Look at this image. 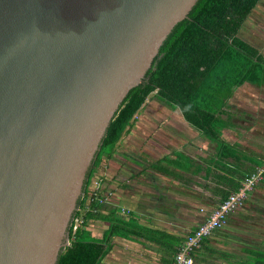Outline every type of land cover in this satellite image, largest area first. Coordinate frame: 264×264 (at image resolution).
<instances>
[{"label":"water","instance_id":"1","mask_svg":"<svg viewBox=\"0 0 264 264\" xmlns=\"http://www.w3.org/2000/svg\"><path fill=\"white\" fill-rule=\"evenodd\" d=\"M198 0H0V264H58L112 121Z\"/></svg>","mask_w":264,"mask_h":264},{"label":"trees","instance_id":"2","mask_svg":"<svg viewBox=\"0 0 264 264\" xmlns=\"http://www.w3.org/2000/svg\"><path fill=\"white\" fill-rule=\"evenodd\" d=\"M259 2L198 0L189 17L176 24L162 44L144 81L130 90L124 105L108 128L88 173L84 196L74 221L84 207L89 206V209L76 230L73 221L70 244L61 253L58 264H103L109 251L107 242L115 236L146 237L166 246L170 258L178 252L179 249L173 248L175 237L161 229L141 224L132 210H129L128 218L120 215L118 206L109 207L107 214L101 212L105 205L100 202L102 192H90L97 169L105 159L114 157L118 142L133 125L135 115L153 92L166 105L180 108L186 121L216 144L217 151L212 164L224 173L214 174L222 200L237 191L242 185L241 181L264 165V160L244 155L237 146L221 140L219 131L220 128L234 126L231 120L234 114L224 109L234 90L246 82L264 85L263 53L239 36L245 20ZM183 160L174 161L165 156L153 168L166 174L173 173L169 168L172 164L179 167L183 163V166L194 167L195 171L203 168L188 157L184 156ZM206 172L213 173L211 168H206ZM93 218L110 222L103 240L95 238L88 229ZM257 254L259 258L253 264H264V252Z\"/></svg>","mask_w":264,"mask_h":264},{"label":"crops","instance_id":"3","mask_svg":"<svg viewBox=\"0 0 264 264\" xmlns=\"http://www.w3.org/2000/svg\"><path fill=\"white\" fill-rule=\"evenodd\" d=\"M226 110L230 111V109ZM248 112L251 113V111ZM161 113L166 114L165 119L168 121H155L153 125L154 119L161 118L156 116L152 118L150 115ZM162 118L164 119V117ZM142 120L143 123L140 126L143 131H133L134 134L137 132L136 136L138 135L139 141H141L140 148L144 147L140 150L144 151L145 156L149 154L152 158L149 164L143 165L139 173L141 176L149 174L153 179H146V183L141 177L139 190H135L131 186L124 189L131 194H138L140 199L138 203L135 200H130L131 204H129L128 197L123 196L125 204H129L130 207L116 202V205L113 206L120 207V215L128 218L129 212L123 213V209L132 210L141 224L161 229L175 237L176 243L173 248L178 250L188 234L193 232L223 201L222 194L217 187V179L214 176L216 173L223 172L212 164V158L217 151L216 144L189 124L180 108H172L168 105L161 109L150 108V111L148 109L143 114ZM233 124V127H225L221 136L229 129L238 127L236 123ZM153 126L155 127L153 128ZM133 128L134 123L125 133ZM224 138V136L221 137V140L237 146L244 155L264 160L262 148L244 147L246 142L239 140L234 143L227 140V137ZM134 141L133 137L126 139L125 152L131 154L132 151L129 148L133 150L132 146L137 147ZM168 148L171 150H167ZM116 151L118 150L116 149ZM130 156L135 159L134 155ZM165 156L171 160L183 162L185 156L203 168L201 171H195L193 166V168L186 167L181 163L179 167L172 164L169 168L173 170V173L170 174L154 169L153 165L157 161L163 160ZM135 162L137 163V161ZM163 164L166 165V162ZM206 168H211L213 173L208 174ZM149 170L152 171L147 173ZM132 178L136 184V175H132ZM236 181L238 180L236 179ZM151 182L155 185L153 186ZM223 186L228 187V185ZM255 187L245 204L230 214L227 223L201 242L193 254L195 264H253L255 260H258L257 252H264V249L252 242H246L244 245V241L240 240V237L241 239L243 237H264V178ZM109 209L107 208V211L101 209V212L107 214ZM93 219L97 224L93 223V231L91 228L88 229L95 238L103 240L110 222ZM181 239L182 242L179 241ZM256 240L258 239L256 238ZM107 243L109 251L103 264H172L175 256L170 258L169 253L166 252V246L146 237L115 236L110 237Z\"/></svg>","mask_w":264,"mask_h":264},{"label":"rangeland","instance_id":"4","mask_svg":"<svg viewBox=\"0 0 264 264\" xmlns=\"http://www.w3.org/2000/svg\"><path fill=\"white\" fill-rule=\"evenodd\" d=\"M239 36L245 41L250 42L252 45L258 47L264 55V0H260L257 6L249 14L248 18L245 20L242 28L239 31ZM166 106L167 105L165 103L160 101L155 96V92L151 93V95L147 98L144 106L134 117V128L131 131L124 133L122 138L118 142L116 146V149L118 151L115 152L114 157L112 159H105L97 169V173L93 178V184L90 187V192H102L101 194L104 197L105 201L100 202L105 204L102 208L104 211H107V208L116 205L115 202L119 204L123 203L127 207H130V200H135V202L138 203L140 200L138 194H131L124 189L127 186H131L135 190H139V179L141 177L145 180V182L148 178L153 179V177L149 174H144L141 176L139 173V171L143 168V165H147L151 162L150 160L152 157L149 154L145 156L146 154L144 153V151L140 150L144 147L140 148L141 141H139L138 135L136 136L137 132L136 134H134L133 130H137L138 132L143 131L140 126L141 123H143L142 116L148 109L150 111V108L161 109L162 107ZM224 109H230V111H233L235 113H233L234 116L231 120L236 123L238 127L229 129L227 133H224L223 136L225 138L227 137V140L229 139L234 143L238 142L239 140L246 142V145L244 147L252 146L253 148L258 147L264 150V85L258 87L254 84L251 85V83L249 82L240 85L234 90L233 96L228 100V103L224 107ZM247 110L251 111V113ZM245 112H247V114H245ZM150 116L152 118H155V116L157 118H161L158 120L154 119L153 125L155 124V121H168L165 119L166 114L161 113L159 115L153 114ZM162 117H164V119ZM223 117L227 118L225 115ZM154 127L155 126H153V128ZM224 128L225 127L219 129V131H221V135ZM128 137H133V140H135L134 143L137 144V147L132 146V148H134L133 150L129 148V150L132 151L131 154L135 156V159L131 158V154L125 152L126 146L124 144H126V139ZM167 150L171 149L168 148ZM135 161H137V163ZM150 171L152 170H149L147 173H150ZM132 175H136V184H134ZM151 184L153 186L155 185L152 182ZM123 196L128 197L127 201L129 204H125ZM88 209L89 206L84 207L81 210L80 215L77 217L78 221L75 220L74 225H77L78 227L82 223L83 216L86 214ZM93 223L97 224V222H94V219H91L88 228L94 229ZM256 238L258 240H256ZM240 240L244 241V245L246 244V242H252L254 243V245L264 249V237H243V239H241L240 237Z\"/></svg>","mask_w":264,"mask_h":264},{"label":"built area","instance_id":"5","mask_svg":"<svg viewBox=\"0 0 264 264\" xmlns=\"http://www.w3.org/2000/svg\"><path fill=\"white\" fill-rule=\"evenodd\" d=\"M264 174V165L259 167L257 172L247 176L241 187L232 192L228 198L223 200L210 215L199 224L193 232L189 233L186 239L181 243L178 252L174 256L172 264H195L193 257L194 251L199 247L201 242L210 236L215 230L222 228L230 216L236 209L245 204L249 194L254 190L255 186L262 179ZM100 201H105L104 197H100ZM129 210H124L123 213H128ZM78 221V219H75ZM77 229V225H74Z\"/></svg>","mask_w":264,"mask_h":264}]
</instances>
